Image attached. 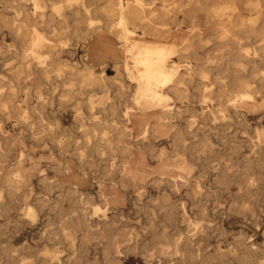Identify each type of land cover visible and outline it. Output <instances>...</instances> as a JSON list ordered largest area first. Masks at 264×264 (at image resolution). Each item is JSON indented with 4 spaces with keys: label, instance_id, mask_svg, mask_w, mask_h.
Returning a JSON list of instances; mask_svg holds the SVG:
<instances>
[{
    "label": "rangeland",
    "instance_id": "1",
    "mask_svg": "<svg viewBox=\"0 0 264 264\" xmlns=\"http://www.w3.org/2000/svg\"><path fill=\"white\" fill-rule=\"evenodd\" d=\"M127 1L132 0H123ZM27 3L29 10H33L32 1ZM155 4H158V1ZM87 5L101 9L105 2L91 0ZM261 5L264 7V0H261ZM2 6L3 0H0V8ZM5 13L10 17L13 10L9 9ZM90 17L97 20L98 29L84 37V45L81 44V36L71 37V54L66 56L55 51L45 60L64 57L81 63L84 59L96 68L105 66L103 74L111 77L115 73L111 66L112 60L125 62L126 58L120 42L102 27V16L99 13H91ZM175 19L159 20L167 22L172 35L175 36H181L191 23L197 25L204 33L214 36L227 25L220 11L206 16L202 15V12H196L190 22L183 17L179 9ZM67 21L72 27L82 22L80 18L72 16H68ZM144 30L135 28L133 38L153 41L154 36ZM42 32L45 36H50L46 31ZM12 44H15L12 37L6 33L5 28L0 27V78L3 81L9 79L3 64L11 65L16 62L14 56L2 58L3 52L11 48ZM108 44L114 48L113 57L105 50ZM259 44L261 42L251 44V56L255 55L254 49ZM224 50L220 45L208 44L203 50H199L197 58L179 59L177 55L173 57L179 73H184L186 62L194 68L202 66V61L208 60L213 62L214 68H208L209 78L203 79L208 85L207 90L211 91L209 97L200 100L196 97L198 92L190 89L187 96L178 99L171 95L166 102L171 110L178 109L180 112L176 117L163 118L167 128L162 133L158 132L162 140L157 150L167 147L166 141H171V134H174L177 128L186 136L185 150L166 162L148 153L145 155L147 166L156 171V179L166 177L162 174V169L168 164L182 177L177 180L175 186L163 184L167 194L164 197V207L160 210L156 208L160 200L158 184L152 183L149 191L140 188L138 184L134 187L128 184L125 188L117 186L119 198L116 201V197L99 195L101 187L108 188L111 182L108 178L96 177L95 171L88 168L85 170L86 180L83 187L75 185L83 191L81 196L71 193L59 194L57 187L48 191V184H74L60 179L61 174L54 168L61 162L58 148L51 146L52 140L43 134L51 133L48 130L49 123L61 121L66 127H70L76 120L86 121L85 112L80 113L83 118L77 119L73 109L77 103L86 107L88 101L86 98H75L66 102L57 96L62 82L57 77L52 78L46 85L39 78L36 79L34 73L31 74L30 81L23 80L24 83L17 88V103L23 114L0 112V136L13 135L21 141L19 146L8 152L2 167L7 169L6 167L12 166L17 159L25 166L33 163L37 166L31 178L21 186L19 184L16 196L0 197V202L9 207L6 215L0 213V264H106L107 254L120 259V264H145V259H151L149 264L151 261L155 264H252L254 258L251 255L242 257L241 249L237 247L236 242L242 237L245 241L253 243V250H257L255 260L264 264V155L256 147L264 140V81L254 83L255 88L249 91L251 99L236 102L238 115L230 114L228 108L219 107L215 96L217 86L224 83L227 87H233L231 79L234 75L247 78L259 76L261 72L245 61H235L223 56ZM26 54L27 52L24 54V61L31 68L30 71L34 72L35 65L39 63ZM256 55L262 61L259 69L264 71L262 50L257 49ZM121 77V81H113L108 85L106 95L100 89H95V101L101 98L105 102L118 103L119 118L125 120L124 125L136 133L137 130L127 119L126 112L130 109L136 113L141 110L135 109L132 104L134 86L127 73L124 71ZM193 78L197 79L196 76ZM29 84H36L37 88H29ZM36 89L49 100L48 111L40 112ZM233 90L236 92L238 89ZM59 99L67 104L59 105ZM36 105L37 109L32 110ZM40 115L45 117L47 129L42 131L38 128L32 132L26 126L29 122L37 124ZM87 123L89 121L84 122ZM54 133L58 131L55 130ZM29 134L37 135L30 137ZM258 134H262V140H259ZM65 139L80 142L83 138L71 130ZM251 145L256 146L251 149ZM73 148L74 144L71 143L68 146L70 152L65 153V157H72ZM258 156L262 161L256 162ZM72 159L75 160L73 157ZM72 170L83 175L74 166ZM245 172L249 173L250 179L245 177ZM117 175H114L113 179L117 178ZM67 177L64 176L65 179ZM196 182L199 184L198 188L193 186ZM0 188L4 189L6 186ZM78 205L85 208L80 210ZM28 206L34 209L33 216L27 215ZM78 214H84L90 220L111 218L114 215L117 224L106 229L103 236H98L93 233V226H74V217ZM73 221L75 224L72 225ZM65 231L69 233L68 237ZM170 238L187 240L185 245H172L169 243ZM52 255L56 258H51ZM221 257L225 260L222 261Z\"/></svg>",
    "mask_w": 264,
    "mask_h": 264
},
{
    "label": "bare ground",
    "instance_id": "2",
    "mask_svg": "<svg viewBox=\"0 0 264 264\" xmlns=\"http://www.w3.org/2000/svg\"><path fill=\"white\" fill-rule=\"evenodd\" d=\"M28 1H32L33 10L31 11L28 8ZM89 1L91 0H3V6L0 8V27L6 29V33L12 37L15 44L3 52L2 58L14 56L16 62L11 65L3 64L4 71L9 74V79L3 81L0 78V112L23 114L17 103V92H19L17 88H20L24 83L23 80L30 81L32 73L44 85L49 84L52 78H60L62 82L57 96L66 102L75 98H86L88 101L85 104L86 107L77 103L73 111L77 119L83 118L80 113L85 112L86 121L89 123L84 124L85 119L76 120L70 127H66L61 121L54 124L49 123L48 130L51 133L43 135L52 140L51 146L58 148L61 158V162L54 168L61 174L62 181L74 185L61 186V183L58 182L53 185L48 184L47 190L52 191L57 187L59 194L71 193L81 196L84 194L83 191L75 185L83 187L86 180L85 170L88 168L95 171L96 177L108 178L111 182L108 188L101 187L99 195L116 197V201L119 198L118 187L125 188L128 184L134 187L135 184H138L140 188L149 191V186L152 183L158 184L160 200L156 208L160 210L164 207L166 201L164 197L167 194L163 184L169 183L175 186L177 180L182 177L178 175L173 166L168 164L162 169V174L169 179L166 177L160 180L156 179L154 177L156 171L147 166L145 155L148 153L150 156L166 162L185 150L187 147L184 144L186 136L180 128L175 129L174 134H171V141H166V148L157 150L158 144L162 140L161 134L158 132L162 133L167 128L163 118L176 117L180 112L178 109L171 110L166 102L171 95L178 99L187 96L190 89H195L198 92L196 97L200 100L209 97L211 91L207 90L208 85L203 79L209 78L208 68H214L213 62L208 60L202 61V66L194 68L190 66L189 62H186L184 73H179L177 62L173 57L177 55L179 59L197 58L199 50H203L208 44H215L225 49L222 52L223 56L235 61H245L256 71H261L259 76L247 78L234 75L231 79L233 87H227L224 83L217 86L215 92L217 105L228 108L230 114L238 115L239 110L236 107V102L251 99L249 91L255 88L254 83L264 81V71L259 69L262 61L256 55L257 49H261L264 55V7L261 5V0H132L127 2L104 0L105 6L97 9L96 7L90 8L87 5ZM156 1L158 4H155ZM153 4L155 5L153 6ZM9 9L13 10V15L10 17L5 13ZM179 9L183 17L190 22L196 12H202V15L206 16L214 15L215 12L220 11L224 15L227 25L219 30L218 35L214 36L211 33H204L197 25L191 23L181 36H175L172 35L168 23L159 20H174ZM91 13H99L102 16V27L120 42L126 58L125 62L112 60L111 66L115 73L111 77H107L106 73L103 74L105 66L96 68L84 59L81 60V63L72 62L69 58L64 57L50 61L45 60L55 51L64 53L66 56L71 54V37L81 36V44H85L84 37L98 29L97 20L90 17ZM68 16L80 18L81 24L70 26V22L67 21ZM135 28L145 29L144 31L149 35L154 36V40L145 41L133 38ZM42 31H46L50 36H45ZM258 42L261 44L255 47V55L251 56L250 46ZM105 50H108L113 57L114 48L111 44H108ZM25 52H27L26 55L32 56L39 63L35 65L34 72L30 71L31 68L24 61ZM124 71L134 86L132 104L135 109L141 110L137 113L134 110H128L126 112L127 119L134 124L133 128L139 130V133L137 131L133 133L131 128L124 125L125 120L119 118L118 103L105 102L101 98L95 101L97 95L94 90L100 89L106 95L109 89L108 85L113 81H121ZM194 76L197 79H194ZM72 80L74 82H71ZM28 86L32 89L37 88L36 84ZM233 89L238 90L235 92ZM119 94L122 95L121 92ZM37 98L40 112L48 111L49 100L39 92ZM59 100V105L67 104L62 99ZM35 109H37V105L32 110ZM50 111L52 112V110ZM46 124L45 117L40 115L37 124L29 122L28 126H25L32 132L38 128L46 131ZM55 130L58 133H54ZM71 130L80 134L83 139L80 142H70L65 139ZM34 135L37 134H29L30 137ZM262 137V134H258L259 140H262ZM262 141L258 146L251 145L250 148L256 146L258 151L264 155V140ZM71 143L74 144L71 155L75 160L72 157H65V153L70 152L68 146ZM20 144L21 141L16 136H0V186H6L4 189L0 188V197L16 196L19 184L21 186L23 182L29 180L37 166L36 163L25 166L17 159V162L12 166L9 165L6 167L7 169H3L2 165L7 160L8 152ZM257 161H262L260 156L256 159ZM73 166L83 175L74 173ZM178 168H182V166H178ZM114 175H117V178L113 179ZM64 176H68L67 179ZM249 176V173L245 172V177L250 179L251 176ZM193 186L198 188L199 184L196 182ZM77 207L80 210L85 208L82 205ZM8 208L7 205L0 202L2 215L7 214ZM94 208L96 209V207ZM26 213L33 216L34 209L28 206ZM92 215H94L93 210ZM74 220H76V224L74 221L72 222V225L75 224L74 226L86 227L90 225L95 227L93 233L98 236H103L106 229L115 227L117 224L114 215L111 218L90 220L84 214H78ZM62 229L64 232L65 228ZM65 233L68 237L69 233L67 231ZM164 240L167 241L166 238ZM185 240L187 238L184 240L183 238H170L169 243L185 245ZM70 241L72 240L70 239ZM236 244L241 249L242 257L246 258L251 255L254 258L252 264H259L255 260L257 250H253V243L245 241L242 237L237 240ZM105 257L106 264H120V259L112 258L109 254ZM51 258L55 259L56 256L52 255ZM150 260L145 259V264H149ZM221 260L224 261L225 258L221 257ZM150 264H155V262L151 261Z\"/></svg>",
    "mask_w": 264,
    "mask_h": 264
}]
</instances>
